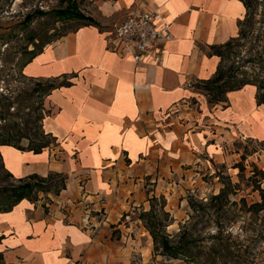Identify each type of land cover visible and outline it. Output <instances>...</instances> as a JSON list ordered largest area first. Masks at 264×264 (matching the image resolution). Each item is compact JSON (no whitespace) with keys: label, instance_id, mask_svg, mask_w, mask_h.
<instances>
[{"label":"crops","instance_id":"obj_1","mask_svg":"<svg viewBox=\"0 0 264 264\" xmlns=\"http://www.w3.org/2000/svg\"><path fill=\"white\" fill-rule=\"evenodd\" d=\"M155 8L173 34L160 64L109 48L117 23ZM246 15L242 0H105L97 26L78 27L23 65L28 79L67 82L47 95L42 121L57 142L40 153L1 146L3 164L17 179L64 175L66 189L0 213L6 264H82L100 241L91 211L126 200L148 173L173 175L201 155L225 163L241 135L233 124L250 120L253 135L264 130L255 86L229 93L225 108L200 92L222 62L209 51L237 39Z\"/></svg>","mask_w":264,"mask_h":264},{"label":"rangeland","instance_id":"obj_2","mask_svg":"<svg viewBox=\"0 0 264 264\" xmlns=\"http://www.w3.org/2000/svg\"><path fill=\"white\" fill-rule=\"evenodd\" d=\"M104 1L0 0V116L6 118L5 122L0 121V142L9 129L10 141L22 146H27L28 141L21 140L20 143L19 136L27 134L32 137L36 130L40 134L45 132L41 121L35 122V118L50 113L46 107L48 91L45 88L61 81L28 79L23 74V65L30 59V52L35 47L39 51L46 43L87 24L69 16H59L57 12L76 8L86 17L96 19L101 15ZM262 8L264 0L258 3V9L261 11ZM256 20H261L259 15ZM254 31V34L248 31L247 37L240 36L231 44L222 46L224 58L220 57L221 68L226 78L254 76L264 67L259 63L262 58L255 59L258 61L256 64L251 61L258 53L264 52V23L257 24ZM212 52L210 50L209 54ZM200 86V92L209 104L224 108L230 106L227 95L231 92L221 97L224 102H216V92L205 89L204 83ZM255 88L258 93V88ZM188 107L193 109V103ZM260 116L256 113L255 118ZM233 125L235 132L241 135L229 143L226 152L231 155L225 158V163L201 155L202 162L186 164L173 175L148 173L139 190L135 191L137 197H134V191L128 190L126 200L122 198L118 203L114 199L111 208L102 207L96 211H91L86 204L85 210H90L92 213L89 214L96 217L100 241L81 263L189 264L164 256L161 250L156 251L153 238L142 220L141 216L151 210L152 204L162 217L165 202L164 211L170 215L166 228L168 234L174 237L186 231L191 237L202 239L206 246L219 243L222 244L221 249L226 250L215 261L208 262V258L204 257L199 264H264V211L259 214L248 212L242 203L245 200L250 206L261 201L255 187L256 182L261 181L264 189V179L260 174L253 177L256 168L264 171V130L253 135L251 131L256 130L250 120L244 122L241 128ZM47 140L44 139L45 142ZM227 144L224 141L223 146ZM238 164L244 167V171L235 168ZM9 174L0 154V211L7 205L3 190L20 184ZM225 186L228 195L225 199H216ZM48 187H45V192L36 193L32 202L38 201L41 194L54 195L53 190L47 191ZM0 264H6L2 251Z\"/></svg>","mask_w":264,"mask_h":264},{"label":"trees","instance_id":"obj_3","mask_svg":"<svg viewBox=\"0 0 264 264\" xmlns=\"http://www.w3.org/2000/svg\"><path fill=\"white\" fill-rule=\"evenodd\" d=\"M247 8V15L246 19L241 24L240 34L239 37H247L248 31L252 34L255 33L254 29L257 24L264 23V8L260 11L258 9V3L260 0H242ZM59 16H69L75 19H79L82 21L87 22L85 26L87 25H94L97 26L98 24L94 21L91 17H86L84 14L79 12L76 8L75 9H67L63 11L57 12ZM259 15L260 21H257L256 18ZM78 29V28H77ZM237 38V39H238ZM235 39V40H237ZM235 40L228 42L224 46H227L234 42ZM51 42H48L44 45V47ZM42 47L39 51H36V48L31 51L32 56L37 55L39 52L42 51L44 48ZM222 46L219 47H212V55H216L218 57L224 58V52L222 51ZM258 56H254L251 61L254 60L255 64L258 63V61H255V59L262 58V61L259 63H262L261 66H264V52L258 53ZM30 57V58H31ZM67 82L66 80L54 83L51 86H46V90L48 91L47 95L51 93L52 90L58 89L61 87H64ZM252 85L258 88V93L256 95V101L258 106L264 105V67L261 68L260 72L255 73L254 76H245L243 78H231V77H225L224 73L222 72L221 65L218 69V72L214 79L205 82L204 87L205 89H211L216 92V102H224L221 97L223 95L228 94L229 92L237 91L242 89L244 86ZM202 87V86H201ZM213 91V92H214ZM260 91H263L260 93ZM10 107V106H9ZM9 109V108H8ZM44 117H37L35 118V122L43 121ZM0 121L5 122L6 118L0 116ZM43 127V126H42ZM10 129L8 130V134L6 137L1 140L0 147L1 146H12L22 151H33L34 153H40L45 148L51 147L52 145H56V138H54L50 134H40L37 130L30 135H21L19 136V142L21 140L28 141L27 146L22 145H16L12 143L10 140L12 139L10 134ZM47 138L48 140L45 142L44 139ZM21 143V142H20ZM264 144V140H263ZM245 158V156H243ZM6 168V166H5ZM235 168H239L240 171H244V167L241 164H238L235 166ZM7 169V168H6ZM257 174H260L262 176V180L264 179V171L254 170V177H256ZM12 176L11 174H9ZM18 182H20L19 186L12 185L11 188H5L3 190V193L6 195V207L1 210L0 212H10L14 206L19 204L23 200H29L33 201V196L40 192L46 191V186H49L48 192L53 190L54 195L58 196L60 192L64 189H66V177L60 175V174H50L48 177L44 178L39 175H30L24 178L17 179ZM261 181L256 182L255 191H259V195L261 197L260 202H255L251 204L250 206L246 203L245 200H242L243 206L247 208L248 212L259 214L260 212L264 211V189L261 187ZM228 195L227 193V187L225 186L220 194H218L215 198L222 200L225 199V197ZM154 202L157 200V198L153 199ZM166 204L165 202L162 205V212L163 216L160 217L158 213L156 212L154 204L151 205V210L149 212L144 213L141 217L144 223L146 224V227L151 234L155 250L159 251L161 250V253L164 256H167L172 259H179L186 261L189 264H199V261L201 259H204V257H207L208 262H212L216 260V257L220 258L221 253L225 252V249H221L222 244H210L209 246H206L202 241V239H197L191 237L186 231L182 232L181 234H178L177 236H171L166 232V228L168 226V221L170 215L164 211ZM213 239H215L213 237ZM221 241H224L223 239ZM202 261V260H201ZM201 263V262H200Z\"/></svg>","mask_w":264,"mask_h":264},{"label":"built area","instance_id":"obj_4","mask_svg":"<svg viewBox=\"0 0 264 264\" xmlns=\"http://www.w3.org/2000/svg\"><path fill=\"white\" fill-rule=\"evenodd\" d=\"M161 19L162 14L156 8L128 14L110 32L109 48L123 55L130 54L137 64L148 56L160 64L161 46L173 40L171 24Z\"/></svg>","mask_w":264,"mask_h":264},{"label":"bare ground","instance_id":"obj_5","mask_svg":"<svg viewBox=\"0 0 264 264\" xmlns=\"http://www.w3.org/2000/svg\"><path fill=\"white\" fill-rule=\"evenodd\" d=\"M259 120L261 121V123H264V114L259 117Z\"/></svg>","mask_w":264,"mask_h":264}]
</instances>
